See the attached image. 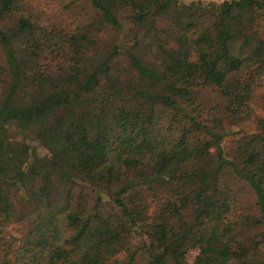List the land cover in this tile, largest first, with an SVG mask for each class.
I'll list each match as a JSON object with an SVG mask.
<instances>
[{
    "label": "trees",
    "instance_id": "16d2710c",
    "mask_svg": "<svg viewBox=\"0 0 264 264\" xmlns=\"http://www.w3.org/2000/svg\"><path fill=\"white\" fill-rule=\"evenodd\" d=\"M0 264H264V0H0Z\"/></svg>",
    "mask_w": 264,
    "mask_h": 264
},
{
    "label": "rangeland",
    "instance_id": "374dc122",
    "mask_svg": "<svg viewBox=\"0 0 264 264\" xmlns=\"http://www.w3.org/2000/svg\"><path fill=\"white\" fill-rule=\"evenodd\" d=\"M184 2H189V1H192V0H182ZM202 1H219V0H202Z\"/></svg>",
    "mask_w": 264,
    "mask_h": 264
}]
</instances>
